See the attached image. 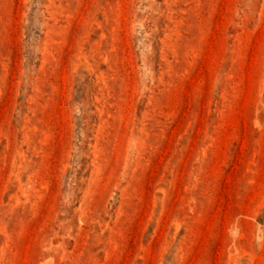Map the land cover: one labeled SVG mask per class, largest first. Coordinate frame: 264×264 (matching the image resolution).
Returning <instances> with one entry per match:
<instances>
[{"label":"rangeland","instance_id":"obj_1","mask_svg":"<svg viewBox=\"0 0 264 264\" xmlns=\"http://www.w3.org/2000/svg\"><path fill=\"white\" fill-rule=\"evenodd\" d=\"M0 264H264V0H0Z\"/></svg>","mask_w":264,"mask_h":264}]
</instances>
